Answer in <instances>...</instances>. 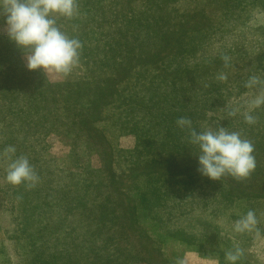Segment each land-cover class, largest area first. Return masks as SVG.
<instances>
[{
    "label": "rangeland",
    "instance_id": "374dc122",
    "mask_svg": "<svg viewBox=\"0 0 264 264\" xmlns=\"http://www.w3.org/2000/svg\"><path fill=\"white\" fill-rule=\"evenodd\" d=\"M81 1H76L77 14L74 17L56 21L57 27L69 38L81 42L77 65L67 75L44 74L38 70L47 81L54 83L56 91H64L63 95L66 92L73 95L79 92L86 100L96 102L95 107L98 103L105 107L101 108L99 124L91 125V121H88L89 125L81 132L84 139L75 141L74 130L65 124L62 115L52 118L55 105H50L49 100L42 103L46 110L41 114L46 116L39 118L41 123H45L44 131L41 132L36 126V117L31 115L26 121L21 119L27 111H33V107L27 108L32 93L37 99L36 92L34 94L33 88L28 87L35 82L34 76L24 77L19 84L21 88L16 86L14 90L9 88V91H5L0 85L2 264H32L28 259L37 255L42 240L53 245L52 253L55 242L63 240L61 243H66L69 237H78L85 225L81 212L87 213L81 209V205L87 209V206L97 202L92 199L93 191L103 188L111 191L109 202L114 203L115 212L112 214L115 216V226L109 232L110 239H104L102 234L99 240L102 247L101 255H98L100 258L96 260L89 254L78 264H227L224 254L239 245L235 239L221 236L217 240H203L198 245H186L177 236V219L167 213V208L172 206L181 215L196 214L211 218V213L215 215L218 209V212L224 211L232 202L242 204V201H247L245 199L255 202V197L264 196V105L252 111L254 123L245 121L249 101L264 89V83L259 88L250 89L245 86L246 82L250 76L264 82V77L260 72H253L252 68L247 80H242L244 74L249 72L244 60L252 57L254 62L257 57L258 64V57L264 58V11L254 6L241 12L239 17L243 25L234 28L237 29L235 41L229 35L231 32L233 34L232 28H228L229 34L226 30L220 37L207 38L198 47L199 50L208 47L211 53L219 54L221 51V55L230 58L229 63L226 65L220 59L223 65L211 67L208 74L204 70L195 72L197 83L189 86L190 89L196 87L192 93L174 95L164 94L165 81H170V86L178 90L175 85H183L185 79L172 78L168 74L161 77L155 75L149 66L146 70L140 65L150 58L156 59L154 55L149 56L161 44V39H155L156 35L165 36L168 50L173 45H180V41H187L193 31L202 30L201 33H204L209 27L212 13L199 9L209 1L83 0L87 1L85 4ZM226 11L229 13L225 18L236 15L235 9ZM186 12L196 14L191 19L183 18ZM218 12L216 10L215 15ZM5 20L6 17L0 14L1 36H7ZM210 25L214 33L223 27L218 20ZM114 41H117L115 45ZM118 42L122 44L118 46ZM189 45L192 43L184 47L188 48ZM3 46L4 42L0 41V52L4 51ZM222 46L225 48L220 49ZM11 47L15 48L14 45ZM19 51L16 47L17 60L9 55L8 50L6 56H0L1 82L4 83L10 67L13 73H21V69L26 67L24 52ZM109 63H115L117 67L130 64L143 76L138 78L132 74L133 68L112 71ZM248 67L253 65L249 62ZM221 74L226 75L227 79L220 80L218 77ZM234 74L240 75V80L232 82L230 76ZM102 78H113L115 82L124 79V83L118 87L124 89L120 97L116 91L112 95L105 92L97 98L91 96L93 87ZM126 78L129 81L125 82ZM130 81L134 83L133 89ZM149 83H159L158 90L161 92H155L154 87L147 85ZM112 91L110 89L108 92ZM157 94L161 99L156 102ZM141 96L146 100H140ZM65 100L75 105L72 98ZM60 102L62 106L65 105L63 100ZM59 103L57 107H61ZM233 108L237 109L236 114L228 115ZM180 118L191 120L197 131L219 126L239 132L243 139L251 141L254 146L255 169L244 179L226 174L219 181H213L202 176L198 171V149L189 142L187 130L177 126ZM39 132L44 138L38 141L36 136H40ZM86 135H91L93 140L89 141ZM164 136L165 139H161ZM9 146L16 149L15 156L28 158L39 177L37 183L12 185L6 181L11 161L5 150ZM42 154L44 157H41ZM144 180H147V187H160L158 195L165 192L166 196L156 198L147 205L137 203V191ZM104 182L109 186L103 187ZM119 189H122L120 193ZM237 203L233 207L239 212ZM257 204L264 207V199L258 198ZM60 206L67 210L62 211ZM40 208L47 213L39 215ZM262 210L261 217L264 208ZM25 227L26 231H21ZM73 229L77 232H72ZM240 248L244 251L241 259L248 264H264L262 233H249Z\"/></svg>",
    "mask_w": 264,
    "mask_h": 264
},
{
    "label": "trees",
    "instance_id": "16d2710c",
    "mask_svg": "<svg viewBox=\"0 0 264 264\" xmlns=\"http://www.w3.org/2000/svg\"><path fill=\"white\" fill-rule=\"evenodd\" d=\"M76 1H78V0H76ZM82 1H81V3L85 4V3H87L88 0L83 1V2ZM208 1L211 3L205 2V6H202L201 9H199V11L205 10L208 12L210 11L212 13V16L209 20V27L206 28V30H208V31L205 30L204 33H201L202 30L198 31V32L193 31L192 35H190L188 37L187 41H185L184 43H183V41H180V45L179 44L175 45V46L173 45V47L171 46V48H169L168 50L165 47L168 43L167 41H165V36L164 35H156L155 39H157V41L161 39V44L158 45L159 47L156 46L153 49V51L151 52V54L149 55L151 57H152V55H154L155 57H153V58H156V59L151 60V58H150L148 60V62L141 63V65H140L141 67L145 68L146 70L148 69L147 66H149V68H152L154 70L153 73L155 75H159L161 77H164L163 74H168L170 77L172 75V78H175L173 76H176V79L181 78V79L186 80L183 85L181 83L179 84V82L176 83V84H179V85H175V86H178V90L176 89V87H174L175 88L174 89L173 87L170 86V81H165L166 83H165L164 94L165 93H173L174 95H176V94L181 93V92H185V94L188 92L192 93V91L196 87H193L192 89H190L189 86L192 85V83H197V80L194 78L195 72L197 73L200 70H204V71H206V74H208V71L210 70L211 67L223 65L220 62V59H223L225 57V56L221 55V51L219 54H215V53H211V51L209 50V48L207 46H206L207 48L204 47L201 50H199L198 47L203 45V42L207 38L210 39L211 37H214V36L220 37L223 35V33L226 30L228 31V34H229L230 28L234 29L235 27H239L240 24L243 25L242 19H240L239 16L241 15V12H243L247 8L259 6L264 11V0H219V2L221 3L220 5H218L219 2H217L216 0H208ZM236 4L240 5L241 7H237ZM225 9L226 10H231V9L234 10L235 9L236 15H232L230 18H225L226 14L229 13V11L225 12ZM216 10H219V12L215 15ZM200 13H202V12H200ZM194 14H196V13L195 12L194 13L186 12V14L184 13L183 18L191 19L194 17ZM206 17H207V15H206ZM62 19H64V18L63 17H61V19L57 18L56 21H61ZM214 20L220 21L221 25L223 24V27L215 33L213 32L215 30L212 29V27L210 25L211 22ZM235 30H237V29L233 30V34H231L232 32L229 34L233 41H235L234 37L236 36ZM0 41L2 43L4 42V46H3L4 51L0 52V56H3V55L6 56L8 54V52H7V50H8L9 55L10 56L13 55L12 58L17 60L18 56L15 57V52H16L17 46L15 45V43L10 41L8 36H1V35H0ZM116 43H117V41L113 42L114 45ZM188 43L189 44L192 43V45H189L188 48L184 47ZM121 44L122 43L118 42V46ZM11 45H14L15 48L13 49L11 47ZM137 46H138V44H137ZM113 48H114V46H113ZM223 48H225V46L220 47V49H223ZM19 50L21 51L22 49L19 48ZM134 50H136V49L134 48ZM134 50H132V51L135 52ZM163 50L165 52L163 55H161L160 53ZM122 51H124V50H122ZM144 51L145 50H140V52H144ZM212 51H213V49H212ZM148 54L149 53H147V56H148ZM19 58H20V56H19ZM258 58H260L258 61V64H256L257 60H258L257 57L254 59V62L252 61V59H253L252 57H250V59L244 60V65L246 64L245 68H246V70H249V72L245 71L246 72L244 74L245 78L243 76L242 80H247V78L250 76L249 74H250L252 68H253V72H260L262 74V76L264 77V58L260 57V56ZM21 59L22 58H20V60ZM249 62L253 65V67H250V68L248 67ZM3 65H5V64H3ZM108 66L112 71L117 70V69H121V68H125V69L133 68L134 71L132 72V74L138 76V78L140 77V75L143 76V74L139 73L136 70V67H134L130 64H125L123 67L121 65H120L121 67L120 66L117 67L115 65V63H112V64L109 63ZM10 70L11 71L5 75L6 81L4 80V83L0 81L1 82L0 85L4 87L5 91H9V88L10 89L13 88V90H14V89H16V86H17V88H19V87L21 88V86L19 84H20V82L24 81V79H25L24 77H26V76H31V77L34 76V78H36L35 82L31 81L32 84H29V86H28V87L33 88L34 94L36 92L37 99H34L33 93L31 95V97L28 99L29 102H28L27 108L32 109V107H33V111H27L25 116H23L21 119L26 121L29 118H31V115H32V117H36L37 119L35 121V124L38 128H40L41 132L44 131V129H45L44 128L45 123H41L39 118H44V116H46L44 114H41L42 111L46 110V106L42 105V103L43 102L46 103V101H48V100L50 101V105H55V107H53V109H55V112L52 113L53 114L52 118L54 119V118L58 117L59 114H61L65 124L67 126H71V129L74 130L73 132H74V136H75V141H77L79 138L84 139V137H81V136H84L81 134V132L83 131V129L87 128L86 125H89L88 121H91V125L92 124L93 125L99 124L101 108L103 106L102 103H98V106L95 107L96 102H92V101L90 102V101L86 100L84 95H82L79 92H77L75 95H73L72 93L68 94L66 92V95H63L64 91H62L61 89H59L60 91H56L54 88V83H52L51 81H47L46 78H44V75H42L41 71H39V70H38V73H36V70L35 71L28 70L27 67L21 69L22 70L21 73H16V72L13 73V68H11V67H10ZM230 77H232L231 78L232 82H235L236 80H240V79H238V77H240V75L238 76V75L234 74V75H231ZM145 79H144V81H145ZM106 80H107V78H102L99 83L95 84V86L93 87V91L91 93V96H94L95 98H97L102 93L106 92V93H109L112 95L116 91V93L120 97L122 92H124V89H118V87L120 84L124 83V79L118 80L117 82H115L113 78L108 79L107 81ZM126 81H129V78H126L125 82ZM138 81H139V79H138ZM132 84H133V86H132V89H133L134 83H132ZM157 84H159V83H157ZM157 84L149 83L147 85H151V87H154L153 88V89H155L154 91L156 92V90H157V93H158V92H161L160 90H158L161 82L159 85H157ZM166 84H168V85H166ZM100 85H101L100 89H96ZM110 89H113L114 91L108 92V91H110ZM157 95L155 97L156 102L160 101V99H161L159 94H157ZM65 98L68 100H70L72 98L74 100L73 103H75V105H72V103H70V104L67 103ZM60 100H63V102L65 103L64 106H62V102L59 103ZM140 100L144 101L146 99H145V97L141 96ZM35 101H37V102L35 103ZM58 103L61 105V107H57ZM107 104H110V103H107ZM177 105H178V103H177ZM103 107H105V106H103ZM117 108H120V107H117ZM117 108H116V110H117ZM47 114H48V112H47ZM59 121H61V120H59ZM61 124H63V123H61ZM36 132H38V130H36ZM39 134H40V136H38V137L36 136L38 141L40 139L44 138L42 133L39 132ZM86 137L89 141L93 140L91 138V135H86ZM161 139L164 140L165 136ZM166 139H167V137H166ZM93 143H94V141H93ZM96 144H97V142H96ZM97 146H98V144H97ZM43 148H45V147H43ZM44 154H42L41 157H44ZM257 169H259V167H257ZM137 181H135V182L137 183ZM104 183H102L103 187H105V185L109 186L107 183H105V184ZM139 188L140 189L137 191V196H136L137 198H135V199L137 200V203H143L140 205H147L152 200L155 201L156 198L160 199V198H163L166 196L165 192H164V194L163 193L159 194V195L157 194L158 189H160V187H155V186L154 187H147V180H144V183ZM95 190L96 189H94V191H93L95 194L93 195L92 199H96L97 202H95L92 205L87 206V209H86L85 205H83V206L81 205V209H83V211H85L87 213L84 214L81 212V214L83 216L82 221L85 225L81 228L79 236L78 237H72V238L69 237V239L66 240L67 241L66 243H61L63 240L58 241L57 243L55 242L54 251L52 253H51V250L53 248V245H49L48 242H45L44 240H42L41 245L37 249L38 250L37 255L33 256V257H35V259H33V257H30L28 259L29 262H32V264H78L79 262L82 263L83 260L85 259V257H88L89 254H91L93 256V258H96V260L100 258V256H98V255H101L100 251L102 250V247L99 245V240H100V238H102L101 237L102 234H104V237H103L104 239H110L111 238L109 236V234H110L109 232L115 226V224H114V217L115 216L113 215L115 212V207L112 205L114 203L109 202L110 201L109 195H110L111 191H108L105 188L98 189L96 191ZM120 191H122V189L118 190L119 193H120ZM258 198L264 199V196L255 197V200L256 199L258 200ZM250 199H252V198H250ZM245 200H247V201H242V204L237 203V202L230 203L228 205V207L224 208V211L218 212L219 211V209H218L216 211L215 215H213L211 213V216H212L211 218L198 217V215H196V214L195 215L194 214L181 215V214L177 213L173 209L172 206H171V208L170 207L167 208V213H169L175 219H177V221L175 222V225L178 226L177 228L179 229L178 230L179 234L177 236L180 237L182 242L185 243L186 245H190V246L195 245V244L198 245L203 240H217V238H219V237L221 238V236H228L230 238L235 239L237 244H239L236 247L240 248L241 243L244 241V239L247 237V235L249 233H235L232 231V225H233L234 221H236L237 219H239L240 217L245 215L248 211L251 210V211H254L256 213L257 219L259 220L257 227L259 229V232L264 235V214L262 217L260 216V215H262L261 211H263L262 209L264 207H261L259 204H257V200L255 202H252L249 199H245ZM235 203H237L240 206L239 208H237L239 212H237V210H235V208L233 207L235 205ZM250 207H252V208H250ZM37 208H39V207H37ZM60 208L62 211L67 210L63 206H60ZM140 208L142 209V206H140ZM21 210H23V209H21ZM45 212L46 211L41 210V208L39 209V215H40V213L44 214ZM18 213H20V212L18 211ZM67 213L71 214L70 211H68ZM188 213H191V212H188ZM187 215H189V216H187ZM216 220H219V222H216ZM21 231H23V232L26 231V227L24 229L21 228ZM72 232L75 233L77 231L75 229H73ZM40 233L42 235V230H40ZM29 235L32 236L33 233H29ZM36 238H38V235ZM55 241H56V239H55ZM58 245H60V246H58ZM78 249H80L81 251L78 252ZM33 260H34V263H33ZM0 263L1 264L3 263V260L1 257H0ZM91 263H94V262H91ZM238 263L239 264H248L243 259H240V261Z\"/></svg>",
    "mask_w": 264,
    "mask_h": 264
},
{
    "label": "clouds",
    "instance_id": "9594fccd",
    "mask_svg": "<svg viewBox=\"0 0 264 264\" xmlns=\"http://www.w3.org/2000/svg\"><path fill=\"white\" fill-rule=\"evenodd\" d=\"M0 14L6 17L8 38L23 50L28 70L39 69L44 74L67 75L77 65L81 42L69 38L56 25L58 17L71 19L77 14L76 0H0ZM223 59L227 65L230 58L225 56ZM218 78L223 81L227 76L221 74ZM262 83L260 78L250 76L245 86L259 88ZM262 105L264 89L249 101V111L245 114L247 123L255 122L251 113ZM236 111L233 108L228 115H235ZM176 123L182 130H187L189 142L198 149V171L202 176L213 181H219L226 174L244 179L255 169L254 146L251 141L243 139L239 132L219 126L197 131L192 121L186 118H180ZM5 152L11 161L5 176L8 183L34 185L38 182L39 177L27 157L15 156L13 146H9ZM258 223L256 213L250 210L234 221L232 231L256 232L259 235ZM243 254V249L235 247L224 255L227 264H238Z\"/></svg>",
    "mask_w": 264,
    "mask_h": 264
}]
</instances>
